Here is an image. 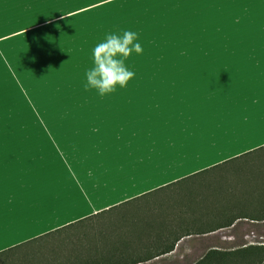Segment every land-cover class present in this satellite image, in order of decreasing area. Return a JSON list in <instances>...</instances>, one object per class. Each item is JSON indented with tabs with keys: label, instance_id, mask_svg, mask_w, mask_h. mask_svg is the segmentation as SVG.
<instances>
[{
	"label": "crops",
	"instance_id": "0c3cea01",
	"mask_svg": "<svg viewBox=\"0 0 264 264\" xmlns=\"http://www.w3.org/2000/svg\"><path fill=\"white\" fill-rule=\"evenodd\" d=\"M55 1L0 0V71ZM203 1L253 7L236 22L259 29L200 31L163 61L126 64L135 75L114 93L84 80L0 114L12 120L0 124V262L38 243L29 264H207L236 227L264 221V187L229 204L171 190L264 147V0Z\"/></svg>",
	"mask_w": 264,
	"mask_h": 264
},
{
	"label": "rangeland",
	"instance_id": "374dc122",
	"mask_svg": "<svg viewBox=\"0 0 264 264\" xmlns=\"http://www.w3.org/2000/svg\"><path fill=\"white\" fill-rule=\"evenodd\" d=\"M202 4L203 0H56L53 6L45 4V14L40 13L38 26L31 31L37 35V40L26 39L20 56H10V68L0 71V114L28 110L31 97L62 94L67 86L86 80V71L93 67L92 49L108 33L123 35L127 30L138 34L143 52L133 51L125 60V64L138 65L148 59L149 62L163 61L168 55L159 54L160 51L188 47L191 37L200 31L259 29L248 21L236 22L241 15L251 16L253 7H205ZM58 15L62 17L48 22ZM31 48L32 54L25 53ZM56 52L58 54L54 55ZM71 57L75 67L55 70L65 58ZM24 62L36 70L35 74L21 70ZM71 88L78 89L77 86ZM6 122L12 120L0 118L1 125ZM260 187H264V147L208 169L195 178L179 181L171 190L190 196H212L216 192V197L221 196L223 203L229 204L231 198L235 201L245 198ZM252 230L262 237L260 244H251L245 238ZM229 237L232 238L227 247L231 252L250 245L264 246V221L238 226L234 236ZM42 248L38 243L19 247L17 258L12 260L17 263L0 264H29L34 258L33 252Z\"/></svg>",
	"mask_w": 264,
	"mask_h": 264
},
{
	"label": "clouds",
	"instance_id": "9594fccd",
	"mask_svg": "<svg viewBox=\"0 0 264 264\" xmlns=\"http://www.w3.org/2000/svg\"><path fill=\"white\" fill-rule=\"evenodd\" d=\"M137 33L124 31L123 35L108 33L92 49L93 67L85 73L86 88L95 89L100 96L114 93L117 86L124 88L135 73L125 64L133 51L142 53Z\"/></svg>",
	"mask_w": 264,
	"mask_h": 264
},
{
	"label": "trees",
	"instance_id": "16d2710c",
	"mask_svg": "<svg viewBox=\"0 0 264 264\" xmlns=\"http://www.w3.org/2000/svg\"><path fill=\"white\" fill-rule=\"evenodd\" d=\"M263 219L264 216H258ZM235 251L221 252L216 255L213 251V261L207 264H264V246L250 245ZM215 254V255H214ZM197 264H205L204 261Z\"/></svg>",
	"mask_w": 264,
	"mask_h": 264
},
{
	"label": "built area",
	"instance_id": "2783aa9c",
	"mask_svg": "<svg viewBox=\"0 0 264 264\" xmlns=\"http://www.w3.org/2000/svg\"><path fill=\"white\" fill-rule=\"evenodd\" d=\"M245 238H247L249 240L248 242L251 244H260L261 242L258 241H261L259 239L262 237L258 236L254 231H250L245 235Z\"/></svg>",
	"mask_w": 264,
	"mask_h": 264
}]
</instances>
